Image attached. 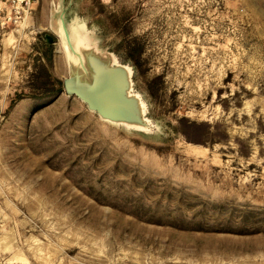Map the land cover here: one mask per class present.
<instances>
[{"label": "rangeland", "instance_id": "obj_1", "mask_svg": "<svg viewBox=\"0 0 264 264\" xmlns=\"http://www.w3.org/2000/svg\"><path fill=\"white\" fill-rule=\"evenodd\" d=\"M15 15L0 0V264H264V0ZM61 17L76 48L130 68L144 125L65 91L89 82L69 76ZM42 63L63 87L45 97Z\"/></svg>", "mask_w": 264, "mask_h": 264}, {"label": "water", "instance_id": "obj_2", "mask_svg": "<svg viewBox=\"0 0 264 264\" xmlns=\"http://www.w3.org/2000/svg\"><path fill=\"white\" fill-rule=\"evenodd\" d=\"M60 23L62 24L64 36L67 43L66 51L70 53L72 58L76 60L69 59L70 63V73L69 76L72 74L79 73L80 78L83 80L88 81L92 85L95 81V69L91 64L90 55H95L103 61L108 62L113 68H122L120 65H124L125 68L123 70L128 75V79L131 83V90H132V82H131V75H130V68L126 64H122L120 62L115 61L114 58L104 57L100 55L96 49L90 48L88 46H81L78 45L79 48H76V44H74L71 40L69 31L67 29L65 20L63 17L60 19ZM89 76V77H88ZM69 78L65 77L63 79V86L65 91L70 95H76L80 99L86 102V105L90 110H94L96 113L100 115V117H106L112 119L113 121L123 122V123H130L135 125H144L146 123L145 112L142 116L138 111L134 103L133 97H128V92H123L119 98L113 96V101L109 100L110 96L105 98L97 97L96 95L90 94V91H85L84 88H74L69 84ZM73 88V89H71ZM85 91V92H84ZM133 93V92H132ZM140 99V97L137 95ZM141 100V99H140Z\"/></svg>", "mask_w": 264, "mask_h": 264}, {"label": "bare ground", "instance_id": "obj_3", "mask_svg": "<svg viewBox=\"0 0 264 264\" xmlns=\"http://www.w3.org/2000/svg\"><path fill=\"white\" fill-rule=\"evenodd\" d=\"M58 32H59V35L61 37H63L64 32H63L62 25L59 27ZM91 64L97 66V64L92 63V61H91ZM120 67H122V68L116 69V68H113L112 66H109L105 69L98 70V74L95 75L96 78H95L93 85L91 83L85 84L83 82L84 85H82V86L81 85L80 86L75 85L72 87L84 88L85 91H90L91 92L90 94L96 95L97 97H101V98H105L107 96H110L109 100H111V101H113V99H114L113 96L116 98H119L122 95V93L126 91V92H128V97H131V98L133 97L134 103H135L136 107L138 108V111L142 115V112H143L142 107L143 106L141 107V103H140L141 101H139L136 96L131 95L129 93L130 83H129L128 75L123 70V68H125L124 65L123 66L120 65ZM74 82H75V80H74ZM78 82H80V81H78ZM71 89H73V88H71ZM104 119L109 120V121H113L112 119H109L106 117H104ZM114 122H117V121H114Z\"/></svg>", "mask_w": 264, "mask_h": 264}, {"label": "trees", "instance_id": "obj_4", "mask_svg": "<svg viewBox=\"0 0 264 264\" xmlns=\"http://www.w3.org/2000/svg\"><path fill=\"white\" fill-rule=\"evenodd\" d=\"M132 56H134L133 53H130ZM42 69V74L38 76V71ZM38 71L36 70L33 73L32 80L36 82H40L41 85L37 88L39 90V93L37 96L39 97H45L52 94H55L57 91L62 90V81L59 78L54 77L52 74L49 73L47 64H41L40 67H38ZM55 85H57L55 87Z\"/></svg>", "mask_w": 264, "mask_h": 264}, {"label": "built area", "instance_id": "obj_5", "mask_svg": "<svg viewBox=\"0 0 264 264\" xmlns=\"http://www.w3.org/2000/svg\"><path fill=\"white\" fill-rule=\"evenodd\" d=\"M2 1H4V3H9L11 5L12 10H14L16 14L14 20H16L17 17H19L18 14L24 10L25 6H29L31 3V0H2Z\"/></svg>", "mask_w": 264, "mask_h": 264}]
</instances>
